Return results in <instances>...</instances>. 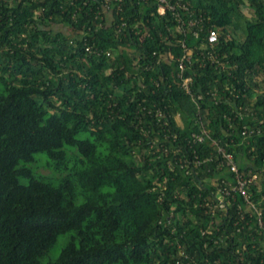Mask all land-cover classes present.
I'll list each match as a JSON object with an SVG mask.
<instances>
[{
	"label": "trees",
	"instance_id": "1",
	"mask_svg": "<svg viewBox=\"0 0 264 264\" xmlns=\"http://www.w3.org/2000/svg\"><path fill=\"white\" fill-rule=\"evenodd\" d=\"M169 2L0 0V264H264V0Z\"/></svg>",
	"mask_w": 264,
	"mask_h": 264
},
{
	"label": "built area",
	"instance_id": "2",
	"mask_svg": "<svg viewBox=\"0 0 264 264\" xmlns=\"http://www.w3.org/2000/svg\"><path fill=\"white\" fill-rule=\"evenodd\" d=\"M160 6H159V10L161 12H165L167 8H172L174 7V5H172L169 0H160ZM184 21H181L179 22L178 24V27L179 29H184ZM190 23L193 24L195 23V19H192L190 20ZM195 34L196 35H199V31L196 30L195 31ZM219 40V29L218 28H211L209 33H208V42L210 44H215L217 41ZM185 45V42L183 43ZM186 46V45H185ZM191 55H192V49L191 48H188L186 46V51L185 53L183 54V56L180 58V67H181V70L183 71L185 66H186V60H189L191 59ZM192 80V77L191 76H185L183 78V83L185 85L186 88L189 89V84H190V81ZM204 132H208L207 129H203ZM196 136L199 140H203L204 139V134H198L196 133ZM219 150L221 152H223L225 154V156L227 157V161H228V164L230 165L231 169L236 171L238 174H239V167H238V164L237 162L235 161L234 157H233V154L231 152H227L223 147H219ZM239 176V184H238V187L247 195L246 191H245V188H244V184H245V179H243L240 175ZM230 191L229 190H226V193H229Z\"/></svg>",
	"mask_w": 264,
	"mask_h": 264
},
{
	"label": "rangeland",
	"instance_id": "3",
	"mask_svg": "<svg viewBox=\"0 0 264 264\" xmlns=\"http://www.w3.org/2000/svg\"><path fill=\"white\" fill-rule=\"evenodd\" d=\"M244 11L247 13V15H249V16L251 15L250 12L248 11L247 7H244ZM233 32H234L233 34L237 35V37H241L243 34V29L241 27H237V29H235V31H233ZM259 78H261V76ZM261 85L264 88V81H262V80H261ZM177 119H178V123L183 125V120H182L180 115H177ZM205 129H206V127H205ZM41 170H43L45 172H51L50 168L46 167V166H42ZM66 237H67V234H64L59 238V240L56 242V244L54 245L51 252L46 257H44L45 260L50 258V257H56L58 255L60 249L63 247V245L65 243ZM113 264H125V263L119 261V262H115ZM131 264H135V263H131Z\"/></svg>",
	"mask_w": 264,
	"mask_h": 264
}]
</instances>
